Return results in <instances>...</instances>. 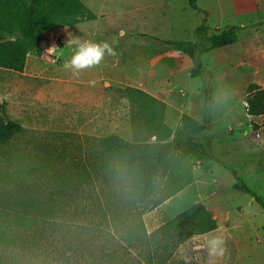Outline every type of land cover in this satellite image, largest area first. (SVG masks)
<instances>
[{"label": "rangeland", "instance_id": "obj_1", "mask_svg": "<svg viewBox=\"0 0 264 264\" xmlns=\"http://www.w3.org/2000/svg\"><path fill=\"white\" fill-rule=\"evenodd\" d=\"M80 1L97 15L92 22L96 24H88L91 29L95 27L88 40L106 42L112 49V54H106L101 65L111 66L108 62L113 60L120 67L123 64L131 67L142 53L158 57L168 52V58L162 60L161 65L168 72L176 71L170 87L178 97L183 94L182 100L190 101L191 109L185 115L201 121L202 82L187 74V69L193 68L191 59L165 42H193L195 30L202 25L209 28V35L218 33L234 25L235 16L226 13L225 17L217 15L206 21L204 10L216 0H197V9H192L188 0H143L142 6L151 5L150 8L141 7L137 11L133 8L135 1L137 5L141 2L138 0ZM224 18L225 26L221 21ZM215 24L224 27L215 31ZM47 33L49 30L42 34L45 50L50 47ZM77 35L72 36L78 40L79 36H85ZM257 44L263 47L261 63L259 58L255 62L254 56L242 54L237 44L236 49H228L230 58L237 57L230 70L225 74L222 71L210 73L214 104L210 106L209 116L214 122L206 125L196 141L211 155H216L219 162L191 155L182 166L190 170L194 181L188 189L160 207L151 208L153 199L144 206L127 202L118 208L117 214L108 213L109 222L114 223L96 235L100 238L97 248L116 253L112 257L116 260L104 257L100 264H141L142 246L138 243L134 247L127 246L126 252L127 243L122 240L126 233H122L121 228L131 229L142 223L150 234L196 203H202L214 218L217 216L219 230L200 237L190 236L180 244L178 239H165L149 261L142 258L144 264H264V210L250 194L232 189L242 181L255 194L264 196V141L257 136L263 132L252 123L245 133L242 127H234L235 118H232L238 117L242 105H246L243 86L252 82L247 76L264 80V43ZM60 50L51 51L57 59L54 66L44 70V77H15L0 68V113L21 125V130L8 142L0 144V264H10L6 256L11 246L6 240L16 233H25L10 210L20 209L16 203L34 196L49 205L58 204L64 210L58 224L47 225L50 229H46L44 236L54 237L55 229L68 236L71 229L77 231L82 226L80 234L89 242L94 237L86 229L89 223L101 220V211L120 197L129 201L134 197L124 167L102 150L100 139L115 134L130 142L153 141L145 128L144 111L120 92L124 85L105 87L103 101L98 106L66 102L73 96L72 90L86 87L79 72L69 75V70L73 71L70 56L61 54ZM43 54L46 61L53 60L46 51ZM218 75L222 79H216ZM180 90L182 93L178 94ZM228 109L235 112L229 115ZM243 145H247L250 154L261 156L232 155L233 149L240 153L238 147ZM214 201L220 205L211 206ZM212 240L221 242L216 252L211 251ZM89 259L87 257L85 264H89Z\"/></svg>", "mask_w": 264, "mask_h": 264}, {"label": "trees", "instance_id": "obj_2", "mask_svg": "<svg viewBox=\"0 0 264 264\" xmlns=\"http://www.w3.org/2000/svg\"><path fill=\"white\" fill-rule=\"evenodd\" d=\"M196 1L188 0L192 9H197ZM93 19L94 14L80 0H0V68L22 73L28 55L41 56L43 49L40 42L45 31ZM239 31L237 25H232L209 35V28L202 25L195 30L193 42H165L191 59L193 68L189 75L202 82L204 99L201 121L184 114L173 131L164 123L165 104L162 101L136 88L121 89L126 98L144 111L145 128L153 141L130 142L113 134L100 139L99 145L109 157L120 161L131 182L134 197L131 201L120 197L105 207L101 211V220L91 221L86 228L94 234L89 242L80 234L82 226L77 231L71 229L68 236L60 233V229H55L57 235L54 237L43 235L46 229H50L47 225L60 222V213L64 211L60 205H49L48 202L38 201L35 196L16 203L20 209L10 210V213L17 218L25 233H16L6 240L11 246L6 256L10 264H85L87 257L91 259L89 264H100L104 257L111 259L116 253L98 249L100 238L96 236L114 223L109 222L108 213L117 214L118 208L127 202L144 206L154 199L151 208H156L172 198L193 180L190 170L182 168L191 155L197 159L219 162L203 144L196 141L210 122L209 110L213 100V87L209 85L203 56L236 43ZM246 90L244 102L247 114L261 116L264 125V88L249 84ZM20 130L19 123L0 113V144L8 142ZM232 189L250 194L264 210V196L255 194L244 182H237ZM137 227L130 229L126 226L120 231L126 233L122 239L127 243L124 245L126 252L127 246L134 247L136 243L142 246L140 263L144 264V260L150 259L165 239H178L180 244L190 236L205 235L216 230L217 221L202 203H196L150 234L146 233L142 223ZM114 260L116 258L111 259Z\"/></svg>", "mask_w": 264, "mask_h": 264}, {"label": "crops", "instance_id": "obj_3", "mask_svg": "<svg viewBox=\"0 0 264 264\" xmlns=\"http://www.w3.org/2000/svg\"><path fill=\"white\" fill-rule=\"evenodd\" d=\"M138 1H141L140 3L138 2L139 5H137L136 1L134 2L133 10L135 11L139 10L141 7L150 8L151 6L145 4L142 6L143 0H138ZM144 1L146 2L147 0ZM152 6H155V4H152ZM88 7L89 6H87V8ZM206 8H207L205 9L206 11L204 10L207 17L206 21L207 20L209 21L210 17H215L217 15H220L221 17L223 15V17H225L226 13H228V15L235 16V18L233 19L234 25H237L240 28V31L238 33V40L236 43L230 46L215 49L203 56V62L205 64V72L208 76L209 83L210 81H212V76L210 75L212 71H217V73H219V71H222V73L225 74L227 71L230 70L231 64L237 60V57L230 58V56L228 55V49L229 48L236 49L237 44H239L240 52L242 54L249 57L254 56L255 62H257L259 58V63H261L260 58H262L263 55V47L259 46V44L257 43H264V0H216V2L211 3L210 7H206ZM230 10L233 11L231 12ZM96 17L97 15L94 14L93 20H88L73 25H65L55 30H49V33H47L49 34L48 35L49 41L47 42L49 43L48 46L50 45L49 48L57 47V49H61L60 50L61 54H64L65 56H70L71 58V48L75 47V45L73 44L70 46L67 44V40L69 39V34L71 35L78 34L77 36H79V34L82 35L83 33L85 34V36L84 38L83 36H79L81 37L79 42H84V41L90 42L88 38H90L94 34L95 27L91 29V27H89L88 24L91 25L96 24V23H92L96 21L97 19ZM225 19L226 18L221 20L223 25L225 24L224 22ZM224 26H222V24H215L213 29L215 31H218L220 29L219 27H224ZM40 43L43 49L41 56L28 55L25 68L22 73L10 71L13 74H15L14 75L15 77L18 76L20 78L21 77L33 78L39 75H42L44 77V70L47 67L51 68L52 66L55 65L57 57L53 54L54 52L51 53L48 51L49 48L45 50V47L43 46L42 43H46V42L45 40H42V36ZM57 43H59L60 45L58 46ZM57 49L55 51H57ZM45 51L53 57L52 61H46L44 59L45 57L43 56L44 55L43 53ZM121 52L122 51H120V53ZM167 55L168 52H164V54H160V56L158 57H156V55L151 56V55H147L146 53H142L137 57V61L133 62L131 67H128L124 64L121 65L120 67L118 66L119 64L117 62L111 60L108 62V64L111 66L108 67L101 65L100 62L98 65H95L93 67L80 70L79 73L82 76V81H83L82 84L85 85L86 88L80 89L79 91L72 90L73 96L70 97L66 102H68L69 104L89 103L98 106L103 101L105 87H108L110 85L114 86L118 84V85H124L123 88L125 87L136 88L149 94L153 98L162 101L165 104L164 123L174 131L179 126L181 116L187 114L190 111L191 105H190V101L182 100L183 94H181L182 93L181 90L178 92V94H181V96L178 97V95L174 94L172 88L170 87L172 85L171 77H173V75H176L175 74L176 71L174 69H171L169 73L161 65L162 60L168 58ZM29 58L32 59L29 60ZM163 63L169 64L168 62H163ZM210 67H211V71L209 70ZM191 70L192 69L189 67L187 69V74H189V71ZM177 72L181 73L182 71L177 70ZM254 72L256 73V71ZM69 75L70 76L75 75L71 69L69 70ZM47 78L50 79V77ZM51 78L54 80L58 79L57 77L54 76H52ZM247 78L250 79L252 78V82H249L248 84H246V86H243L244 89H247L249 84H256L260 88H264L263 78L261 79L257 76H251V77L247 76ZM216 79H222V78L220 75H218ZM60 81L66 82L67 80L60 79ZM245 95L247 96V93ZM212 102L214 104L213 100ZM213 104L211 107H213ZM245 106L246 105H242L243 108L242 111H240L238 117L237 116L232 117L233 119L235 118L233 121L234 127H238L239 129H241L242 127L243 130L245 129L247 130V127L251 126L253 123L255 129H258V131L263 132L262 134H259L257 136H261V138L264 141V125H263L262 117L249 116L246 112ZM234 110L228 109L227 111H230L228 113L229 115H231L232 112H235ZM213 122L214 120L211 119L210 122L206 125H211V123ZM246 130L244 131L245 133H247ZM240 138H241L240 140L242 141L243 137ZM241 143L242 142H240V144ZM247 148H248L247 145L238 147V151L240 153H236L237 150L233 149L232 155L240 154L239 157L244 155L242 156L244 158L261 156L258 155L257 153H253V155L250 154ZM195 169H197V167ZM192 184H194L193 180L183 190L188 189V187H190ZM216 201L212 202L210 205L219 206L220 204H218ZM163 204H161V206ZM215 219L217 221V216L215 217ZM217 230H219V221H217V229L214 231ZM200 236L202 235H196L194 237H200Z\"/></svg>", "mask_w": 264, "mask_h": 264}, {"label": "clouds", "instance_id": "obj_4", "mask_svg": "<svg viewBox=\"0 0 264 264\" xmlns=\"http://www.w3.org/2000/svg\"><path fill=\"white\" fill-rule=\"evenodd\" d=\"M68 45H75L71 48V58L69 64L73 69L74 74H78L80 70L93 67L98 65L106 54H112V49L106 42L95 43V42H79L78 37H74L69 34L67 40ZM57 47L49 48L48 51H55ZM211 251L216 252L217 246L221 243L218 240H212Z\"/></svg>", "mask_w": 264, "mask_h": 264}]
</instances>
